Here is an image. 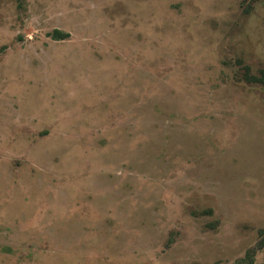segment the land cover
I'll use <instances>...</instances> for the list:
<instances>
[{"label":"rangeland","instance_id":"obj_1","mask_svg":"<svg viewBox=\"0 0 264 264\" xmlns=\"http://www.w3.org/2000/svg\"><path fill=\"white\" fill-rule=\"evenodd\" d=\"M243 66L264 0H0V264H242L264 229Z\"/></svg>","mask_w":264,"mask_h":264},{"label":"trees","instance_id":"obj_2","mask_svg":"<svg viewBox=\"0 0 264 264\" xmlns=\"http://www.w3.org/2000/svg\"><path fill=\"white\" fill-rule=\"evenodd\" d=\"M55 40H62L69 35L60 30H55L51 35ZM243 80L252 85H260L264 88V70H261L258 74H252L248 66H243ZM256 251H264V229L258 232V240L254 249L248 250L245 259L242 264H254V257Z\"/></svg>","mask_w":264,"mask_h":264}]
</instances>
